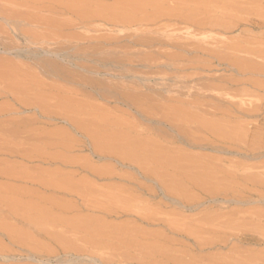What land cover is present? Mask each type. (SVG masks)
Here are the masks:
<instances>
[{"label": "rangeland", "instance_id": "rangeland-1", "mask_svg": "<svg viewBox=\"0 0 264 264\" xmlns=\"http://www.w3.org/2000/svg\"><path fill=\"white\" fill-rule=\"evenodd\" d=\"M263 82L264 0H0V264H264V202L223 175L258 163L225 150L260 142L231 102Z\"/></svg>", "mask_w": 264, "mask_h": 264}, {"label": "bare ground", "instance_id": "bare-ground-1", "mask_svg": "<svg viewBox=\"0 0 264 264\" xmlns=\"http://www.w3.org/2000/svg\"><path fill=\"white\" fill-rule=\"evenodd\" d=\"M152 1V0H151ZM159 1V0H158ZM123 3V2H122ZM128 3V2H127ZM147 3H149V2H147ZM121 4V3H120ZM152 4V3H151ZM150 4V5H151ZM155 5V4H154ZM128 6V5H127ZM130 6V5H129ZM152 6V5H151ZM158 6V5H157ZM155 9V8H154ZM135 10H137V9H135ZM165 10V9H164ZM145 11V10H144ZM171 11H173V10H171ZM133 12V11H132ZM154 12H156V11H154ZM127 13V12H126ZM159 13V12H158ZM161 13V12H160ZM179 13V12H178ZM129 14V13H128ZM153 14V13H152ZM155 14V13H154ZM164 14V13H163ZM193 14V13H192ZM134 15V14H133ZM161 15H162V13H161ZM169 15V14H168ZM171 15L173 16V18H174V15L171 13ZM180 15V14H179ZM163 16V15H162ZM172 16H168V18H172ZM181 16V15H180ZM183 16V15H182ZM181 16V17H182ZM126 17V16H125ZM124 17V18H125ZM131 17V16H130ZM134 17V16H133ZM176 17V16H175ZM122 18V17H121ZM123 18V19H124ZM148 18V17H147ZM180 18V17H179ZM182 18H184V17H182ZM195 18V17H194ZM126 19H127V17H126ZM135 19H137V18H135ZM157 19V18H156ZM163 19V18H162ZM167 19V18H166ZM175 19H177V18H175ZM197 19V18H196ZM144 20V19H143ZM159 20V19H158ZM169 20V19H168ZM167 20V21H168ZM171 20V19H170ZM170 20H169V22H170ZM185 20V19H184ZM116 21V20H115ZM125 21V20H124ZM123 21V22H124ZM128 21L130 22L131 20H129L128 19ZM148 21V20H147ZM157 21V20H156ZM161 21V20H160ZM136 22H138L137 20H136ZM146 22V21H145ZM155 22V21H154ZM158 22V21H157ZM208 22V21H207ZM116 23V22H115ZM127 23V22H126ZM143 23V22H142ZM149 23V22H148ZM152 23H153V21H152ZM183 23V22H182ZM196 23V22H195ZM128 24V23H127ZM143 25V24H142ZM141 25V26H142ZM148 25V24H147ZM132 26V25H131ZM130 27V26H129ZM198 27V26H197ZM224 27V26H223ZM129 30V29H128ZM131 31V30H130ZM147 33V32H146ZM153 34V33H152ZM155 34V33H154ZM169 34V33H168ZM139 35V34H138ZM126 36V35H125ZM142 36V35H141ZM158 36H161V35H158ZM157 36V37H158ZM166 36V35H165ZM172 36V35H171ZM143 38H144V36H142ZM156 37V38H157ZM162 37H164V36H162ZM140 39V40H138V41H136V40H133V43H134V41H135V45L137 44V45H139V44H142V46H144V44L146 45V43L148 42V40L150 39L149 37H148V40L146 39V37L144 38V39ZM158 38H160V37H158ZM135 39V38H134ZM131 40V39H130ZM158 40V39H157ZM156 39L154 40V41H156V42H158L159 40L160 41H162L163 39H159L158 41H157ZM153 41V42H154ZM137 42V43H136ZM150 42H151V40H150ZM150 42H148V44H150ZM165 42V41H164ZM167 43H171L172 44V42H170V41H168ZM166 42H165V44H167ZM177 43V42H176ZM148 44L146 45V46H148ZM151 44H153V43H151ZM160 44H162V42L160 43ZM174 44V43H173ZM178 44H180V43H178ZM201 44V43H200ZM130 46V45H129ZM169 46H172V45H170L169 44ZM173 47H175V48H177V47H179L177 44H176V46H175V44L173 45ZM189 47V46H188ZM199 47V46H198ZM182 49V48H181ZM180 49V50H181ZM183 50V49H182ZM131 51V50H130ZM201 51V50H200ZM129 52V51H128ZM127 52V53H128ZM162 53V52H161ZM129 54V53H128ZM141 55V54H140ZM155 55V54H154ZM161 55V54H160ZM168 55V54H167ZM172 55V54H171ZM170 56V55H169ZM128 57V56H127ZM130 57V56H129ZM146 57V56H145ZM155 57V56H154ZM157 57V56H156ZM160 57H162V56H160ZM159 57V58H160ZM177 57V56H176ZM176 57H174V58H176ZM132 58V57H131ZM144 58V57H143ZM170 59L172 58V56L171 57H169ZM178 59V58H177ZM183 59H185V58H183ZM152 60V59H151ZM172 60V59H171ZM128 61V60H127ZM136 61V60H135ZM143 61V60H142ZM145 61V60H144ZM174 61V60H173ZM178 62H180L179 60H177ZM193 61V60H192ZM218 61H224V59H223V57H221V58H219L218 59ZM227 61V60H226ZM150 62H153V61H150ZM156 62V61H155ZM169 62V61H168ZM195 62V61H194ZM225 62V61H224ZM144 63V62H143ZM149 63V62H148ZM190 63V62H189ZM142 64V63H141ZM172 64H173V62H172ZM171 64V65H172ZM179 64V63H178ZM150 65H151V63H150ZM167 65V64H166ZM175 66V65H174ZM191 67V66H190ZM176 68V67H175ZM180 68V67H179ZM187 69V68H186ZM249 71V70H248ZM243 72V71H242ZM255 72V71H254ZM184 73V72H183ZM250 73V72H249ZM258 76V75H257ZM193 77V76H192ZM234 82V81H233ZM264 83V82H263ZM260 84V83H259ZM205 85V84H204ZM214 85V84H213ZM255 85V84H254ZM258 86V85H257ZM138 87H139V85H138ZM142 88V87H141ZM140 89V88H139ZM229 90H231V89H229ZM234 90V89H233ZM247 90V89H246ZM245 89H242V90H239L238 92H236V95L234 96V97H232V100H236V101H232L231 102V105H232V107H234V108H236L240 113L239 114H242V116H253V115H250V114H253V113H257V115H258V113L259 112H261V113H263V111H264V105L263 104H259V105H256V106H253L250 110H247V109H244V108H242L243 106H245L246 105V103H245V101H244V97H246V96H249V95H247V91H246ZM223 91V90H222ZM133 93V92H132ZM227 94V93H226ZM125 95V94H124ZM229 96H231V95H229ZM129 97H131V96H129ZM128 97V98H129ZM140 97V96H139ZM193 97V96H192ZM202 97V96H201ZM205 97V96H204ZM126 98V97H125ZM142 98V97H141ZM211 98V97H210ZM200 99V98H199ZM126 100V99H125ZM204 100V99H203ZM208 100V99H207ZM210 100V99H209ZM148 101V100H147ZM172 101V100H171ZM237 101H239V102H237ZM131 102V101H130ZM152 102V101H151ZM202 102V101H201ZM264 102V101H263ZM262 102V103H263ZM148 102H146V104H147ZM192 103V102H191ZM196 103V102H195ZM131 104V103H130ZM126 105V104H125ZM143 105V104H142ZM195 105V104H194ZM215 105V104H214ZM159 106V105H158ZM189 106V105H188ZM202 106V105H201ZM212 106V105H211ZM141 107V106H140ZM182 107V106H181ZM247 107V106H246ZM133 108V107H132ZM146 108V107H145ZM185 108V107H184ZM220 108V107H219ZM136 109V108H135ZM202 109V108H201ZM229 109V108H228ZM232 109V108H231ZM142 110V109H141ZM149 110V109H148ZM147 110V111H148ZM178 111V110H177ZM237 111V112H238ZM225 113H227V114H224L223 113V116L225 117V115H227V119H229L230 120V117L228 116V112H226L225 111ZM234 113V112H233ZM261 113H259V114H261ZM244 114V115H243ZM144 115V114H143ZM155 115V114H154ZM181 115V114H180ZM179 115V116H180ZM230 115H231V113H230ZM153 116V115H152ZM178 116V115H177ZM234 116V115H233ZM193 117V116H192ZM196 117V116H195ZM222 117V116H221ZM248 120V119H247ZM228 121V120H227ZM204 122V121H203ZM235 122H237V121H235ZM252 122V121H251ZM250 122V123H251ZM221 123V122H220ZM232 123H234V122H232ZM247 123V122H246ZM249 123V124H250ZM210 125V124H209ZM212 125V124H211ZM216 125H214L213 127H211V129H213L214 127H215ZM229 126H230V124H229ZM218 127V126H217ZM225 127V126H224ZM228 127V126H227ZM232 127V126H231ZM236 127V126H235ZM238 127V126H237ZM237 127H236V129H237ZM239 127H241V126H239ZM238 127V128H239ZM216 128V127H215ZM226 128V127H225ZM217 129V128H216ZM216 129H213V130H215L216 131ZM221 129V128H220ZM227 129V128H226ZM249 129V128H248ZM234 130V129H233ZM240 130V129H239ZM221 131V130H220ZM251 131V130H250ZM218 132V131H217ZM222 132V131H221ZM221 132H219V133H221ZM224 132V131H223ZM213 134V133H212ZM224 134H229V133H224ZM231 135H233L232 133H230ZM240 134V133H239ZM245 134H247V133H245ZM245 134H240V135H244V136H248V135H245ZM249 134V133H248ZM99 135V134H98ZM97 134H96V137H97V139H101V136L99 135L98 136ZM116 135V134H115ZM114 135V136H115ZM231 135H225V137H223V136H221L220 135V139H221V137H223L222 139H225V141L227 140V142L229 141V140H234V139H237V140H239L240 141V138H242V136H240V137H238V135H237V137L239 138H237L236 137V135L235 136H233L234 137V139H230V138H232V137H230ZM95 136V135H94ZM107 136V135H106ZM113 136V135H112ZM111 136V137H112ZM216 136V135H215ZM108 137V136H107ZM111 137H109V139L111 138ZM236 137V138H235ZM114 140H116V137H112ZM111 138V139H112ZM125 138V137H124ZM215 138V137H214ZM96 139V140H97ZM102 139H103V137H102ZM101 139V140H102ZM107 140L106 139V137H105V142L104 143H107L108 142V144L109 145H111V143H110V141L112 142L113 140ZM206 139V138H205ZM212 139V138H211ZM243 140H245V138L244 139H242V141ZM107 141V142H106ZM139 141V140H138ZM196 141V140H195ZM210 141V140H209ZM235 142H236V140H234ZM234 141H233V144H236V143H234ZM254 141H256V140H254ZM137 142V141H136ZM211 142V141H210ZM222 142V141H221ZM226 142V143H227ZM205 143V142H204ZM213 143V142H212ZM231 143V142H230ZM240 143V142H239ZM248 143V142H247ZM107 144V145H108ZM136 144V143H135ZM218 144V143H217ZM222 144H224V143H222ZM242 144H244L243 142H242ZM241 144V145H242ZM142 145V144H141ZM140 145V146H141ZM203 145V144H202ZM236 145H240V144H236ZM240 145V146H241ZM247 145V144H246ZM134 146V145H133ZM139 146V147H140ZM205 146V145H204ZM216 146V145H215ZM214 146V147H215ZM233 146H235V145H233ZM244 148H240V149H238V148H236V146L234 147V148H236V151H233L234 150V148L232 147V146H230V145H228V147H227V149L226 148H224V149H226L225 151L227 152V153H230L231 155L232 154H238V155H240L242 158H252L253 160L255 159V160H258V163H257V165H248L247 167H244L243 169H239V170H237V171H235L233 168H239L240 166H242V164H241V162L239 163H234V162H232L233 161V159H231L232 161H230V160H228V162H229V164H231L230 166L231 167H233V168H231L230 166V168H228V165L226 166L228 169H230L229 171H228V169L227 168H225V169H227L226 171L227 172H225V170H224V172H225V174H223V175H225L224 176V180L225 181H227V183H231V187H234L233 185L235 184L236 186H237V189H238V192L236 191V188H235V191L237 192L236 194H238V196H243V195H245V193L247 194L248 193V195L250 194L251 196H252V194H254L255 196H257V199L256 200H258V198L259 197H261L262 199H259V201H263L264 202V199H263V197H264V133L261 135V137H260V142L258 143V144H256L255 145V143L254 144H248L247 146H245V145H242ZM241 146V147H242ZM110 149H112L110 146H108ZM208 147V146H207ZM210 147V146H209ZM107 148V147H106ZM105 148V149H106ZM143 148V147H142ZM217 148V147H216ZM115 149H117V147L116 148H114V150ZM122 149V148H121ZM138 149V148H137ZM113 150V149H112ZM119 150H120V148H119ZM221 150V148L219 149V151ZM146 151V150H145ZM150 151V150H149ZM149 151H148V153H145V152H143V154L142 153H131L130 151L128 152V153H126V154H124V155H126V157L128 158H126L127 160H132V162H138V163H142V164H147V163H150L151 161L150 160H152V162L154 161L155 162V164H157V165H159L160 164V162H161V160H164L165 158H168L167 157V153L165 154L166 155V157H164V159H161L160 157L162 156H159V155H156V154H154V153H149ZM216 151V150H215ZM108 152H110V151H108ZM225 152V153H226ZM115 153V152H114ZM122 153V152H121ZM125 153V152H124ZM184 153V152H183ZM168 155H169V153H168ZM189 155V154H188ZM171 156V155H170ZM176 156H178V155H176ZM175 155H174V157H176ZM179 157V156H178ZM194 157H196V156H194ZM163 158V157H162ZM181 158H182V156H181ZM200 158V157H199ZM227 158V157H226ZM236 158V157H235ZM171 159H177V157L176 158H171ZM170 159V160H171ZM227 159H230V158H227ZM227 159H224V160H227ZM166 161H167V159H165ZM170 160H169V158H168V161H169V164H170ZM179 158H178V163H179ZM181 160H183V159H181ZM190 160H192V159H190ZM189 160V161H190ZM194 160V159H193ZM203 160V159H202ZM235 160V159H234ZM254 160V161H255ZM148 161V162H147ZM150 161V162H149ZM177 161V160H176ZM199 161H200V159H199ZM198 161V162H199ZM211 161H214V160H211ZM236 161V160H235ZM238 161V160H237ZM236 161V162H237ZM172 162V161H171ZM175 162V161H174ZM180 162H182V161H180ZM201 162L202 161H200V164H201ZM204 162V161H203ZM202 162V163H203ZM221 162V161H220ZM177 163V164H178ZM209 163H210V161H209ZM254 163V162H253ZM256 163V162H255ZM164 164H165V161H164ZM167 164V163H166ZM167 165V166H172V168H174L175 167V165H174V167H173V165ZM181 164V163H180ZM189 164V163H188ZM211 164V163H210ZM213 164V163H212ZM248 164V163H247ZM161 165H163V164H161ZM160 165V166H161ZM184 165V164H183ZM206 165H207V163H206ZM206 165H204L205 167H206ZM216 165V164H215ZM159 166V168L161 169V167ZM177 166V165H176ZM193 166V165H192ZM179 167V166H178ZM178 167H177V169L176 170H180V168L178 169ZM223 167V166H222ZM167 168V167H166ZM169 168V167H168ZM171 168V167H170ZM176 168V167H175ZM182 168H183V166H182ZM220 168V167H219ZM242 168V167H241ZM256 168H258V170L257 171H259V172H257V171H255V172H257V173H255V172H253ZM187 169H188V167H187ZM186 169V170H187ZM200 169V168H199ZM198 169V170H199ZM207 169V168H206ZM260 169H261V171H260ZM146 170L148 171V172H154V170L153 171H151V168L149 169V168H146ZM172 170V169H171ZM183 170V169H182ZM188 170H190V169H188ZM193 170V169H192ZM223 170V169H222ZM234 170V171H233ZM253 170V171H252ZM181 171V170H180ZM200 171V170H199ZM219 171V170H218ZM217 171V172H218ZM221 171V170H220ZM252 171V172H251ZM156 172V171H155ZM154 172V173H155ZM171 172H173V170L171 171ZM177 172H179V171H177ZM176 172V173H177ZM187 172V171H186ZM196 172V171H195ZM205 172V171H204ZM175 173V172H174ZM181 173V172H180ZM179 173V174H180ZM183 173V172H182ZM197 173V172H196ZM220 173V172H219ZM222 173V172H221ZM166 174V173H165ZM178 174V173H177ZM176 174V175H177ZM184 174H186V173H184ZM187 174H189L188 172H187ZM187 174H186V176H187ZM200 174V173H199ZM211 174V173H210ZM213 174H215V173H213ZM216 174H218V173H216ZM170 175V174H169ZM191 175V174H190ZM173 176V175H172ZM175 176V175H174ZM181 176H183L182 174H181ZM204 176V175H203ZM206 176H208L207 175V171H206ZM213 176V175H212ZM218 176V175H217ZM178 177H180V175L178 176ZM184 177V176H183ZM182 177V178H183ZM192 177V176H191ZM197 177V176H196ZM168 178H169V176H168ZM175 178V177H174ZM186 178V177H185ZM202 178V177H201ZM200 178V179H201ZM213 178V177H212ZM217 178V177H216ZM223 178V177H222ZM165 179V178H164ZM171 179V178H170ZM176 179H179V178H176ZM192 179V178H191ZM204 179V178H203ZM205 179H206V177H205ZM209 179V178H208ZM172 180H174L173 178H172ZM171 180V182H173ZM181 180V179H180ZM207 180V179H206ZM211 180H213V179H211ZM219 180V179H218ZM223 180V179H222ZM223 180V181H224ZM168 181H169V179H168ZM192 181H194V180H192ZM196 181H197V178H196ZM200 181H202V179L200 180ZM200 181H198V182H200ZM204 181V180H203ZM221 181V180H220ZM177 182H179L178 180H177ZM187 182H188V180H187ZM205 183H206V181H204ZM174 183H175V180H174ZM181 183V182H180ZM220 183V182H219ZM204 184V183H203ZM215 184H216V182H215ZM225 184V183H224ZM206 185V184H205ZM192 186V185H191ZM207 186V185H206ZM223 186V185H222ZM225 186V185H224ZM224 186L222 187V188H224ZM179 187V186H178ZM208 187V186H207ZM212 187V186H211ZM226 187H228V186H225V188ZM202 188V187H201ZM220 188V187H219ZM222 188H220V189H222ZM206 189V188H205ZM228 189V188H227ZM172 190V189H171ZM219 190V189H218ZM231 189L229 188V191H230ZM210 191V190H209ZM211 191H213V190H211ZM217 191V190H216ZM221 191V190H220ZM228 191V192H229ZM233 191V190H232ZM213 192H215V191H213ZM212 192V193H213ZM223 192V191H222ZM224 192H225V190H224ZM223 192V193H224ZM228 192H226V195H222V196H227V197H229L230 195H227V193ZM252 193V194H251ZM216 194V193H215ZM225 194V193H224ZM232 194V193H231ZM234 194H235V192H234ZM217 195V194H216ZM254 195L252 196V197H254ZM250 196V197H251ZM231 197V196H230ZM233 197H235V195H233ZM238 198V197H237ZM247 198V197H246ZM246 198H244L243 199V197L241 198V201H243V200H245ZM224 199H227L228 200V198H224ZM232 199H234V198H232ZM240 199V198H239ZM250 200H251V198H249ZM248 198H247V200H248V202L250 201ZM230 200H231V198H230ZM253 200V199H252ZM251 200V201H252ZM229 201V200H228ZM251 201H250V203H251ZM255 201V200H254ZM245 202H247L246 200H245ZM252 203H256V202H253L252 201ZM258 204V203H257ZM256 206V205H255ZM263 208V207H262ZM258 209V208H257ZM256 209V210H257ZM241 210V209H240ZM255 210V211H256ZM237 211V210H236ZM242 211V210H241ZM253 211V210H252ZM254 211V212H255ZM233 212V211H232ZM259 212V211H258ZM263 212V211H262ZM261 212V213H262ZM234 213V212H233ZM237 213H239V212H237ZM236 213V214H237ZM242 212H240V214H241ZM243 213H245V212H243ZM242 213V214H243ZM257 213V212H256ZM246 214V213H245ZM251 214L253 215V213L251 212ZM264 214V213H263ZM262 214V215H263ZM239 215V214H238ZM237 215V216H238ZM252 215H249V214H247L246 216H252ZM234 216V215H233ZM236 216V217H237ZM241 216V215H240ZM254 216H256L255 214H254ZM259 216H260V214H259ZM259 216H256V217H259ZM262 217V216H261ZM238 218H240V217H237V219L236 220H238ZM243 218V220H247V219H245L244 217H242ZM242 218H241V220H242ZM247 218V217H246ZM251 218V217H250ZM262 218H264V216L262 217ZM232 219V218H231ZM249 219V218H248ZM252 219V218H251ZM256 220V218L255 217H253V219H252V221L253 220ZM242 220V222H245V221H243ZM257 220H258V218H257ZM234 221V220H233ZM249 221V224H250V226H251V223H252V221H251V223H250V220H248ZM248 221H246V222H248ZM238 222V221H237ZM241 222V221H240ZM231 223H232V221H231ZM234 223H235V221H234ZM236 224H239V223H236ZM245 224V223H244ZM248 224V225H249ZM253 224H254V221H253ZM247 225V224H246ZM245 225V226H246ZM257 225H259L260 226V224H257ZM228 226V225H227ZM254 226L256 227V224H254ZM259 226H257V228H259ZM236 227V226H235ZM235 227H231V228H235ZM238 227V226H237ZM252 227V226H251ZM261 227H262V225H261ZM231 228H230V230H231ZM239 228V227H238ZM237 228V229H238ZM247 228V227H246ZM248 229H250V230H253V229H251V228H248ZM263 229V228H262ZM239 230V229H238ZM240 230H242V229H240ZM259 230V229H258ZM242 231H244V230H242ZM235 232V231H234ZM237 232H239V231H237ZM245 232V231H244ZM251 234V233H250ZM253 234V233H252ZM231 235H233V234H231ZM257 235V234H256ZM236 237V236H235ZM261 238V237H260ZM238 240V239H237ZM234 243H235V241H234ZM237 245V244H236ZM248 246V245H247ZM234 248V247H233ZM237 249V248H236ZM240 252V251H239ZM251 253V252H250ZM238 254V253H237ZM241 255V254H240ZM241 258V257H240ZM245 261V260H244Z\"/></svg>", "mask_w": 264, "mask_h": 264}]
</instances>
